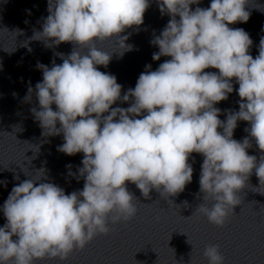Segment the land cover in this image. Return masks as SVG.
<instances>
[{"label": "clouds", "instance_id": "clouds-1", "mask_svg": "<svg viewBox=\"0 0 264 264\" xmlns=\"http://www.w3.org/2000/svg\"><path fill=\"white\" fill-rule=\"evenodd\" d=\"M199 2L157 0L161 14L171 19L151 41L159 48L153 60L171 59L155 71L146 66L135 88L122 97L125 102L134 98L130 107L112 108L121 100L122 85L97 69L111 60L97 45L114 40L121 55L132 50L121 33L143 24L149 0H48L43 30L32 39L47 47L66 42L77 47L67 58L61 54L62 64L53 62L49 68L38 63L43 80L35 92L28 88L25 99L31 101L35 94L39 110L31 112L45 136L63 134L58 151L84 154L77 179L85 182L82 190L65 194L58 185L42 182L45 172L40 169L15 185L2 209L7 223L0 227V264L66 260L96 235L107 234L109 218L115 224L136 215L126 181L146 198L153 188L167 197L182 192L192 181L188 160L193 152L204 157L199 180L203 201H214L211 208L201 203L196 211L216 226L234 214L241 203L237 192L253 169L257 189L264 186V155L257 162L246 151L252 146L249 137L233 139L237 122L246 121L250 128L245 131L264 153V38L253 58L249 34L228 26L249 20L248 0H211L210 7L193 11L190 5ZM208 68L219 72H205ZM233 78L239 85V111L221 121L214 105L233 92ZM142 113L147 114L135 118ZM203 255L209 264L224 262L218 245L206 246Z\"/></svg>", "mask_w": 264, "mask_h": 264}]
</instances>
